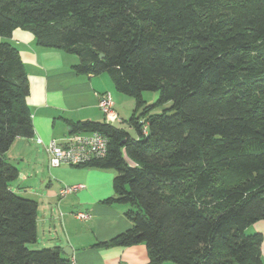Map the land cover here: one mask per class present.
<instances>
[{"label": "trees", "instance_id": "obj_1", "mask_svg": "<svg viewBox=\"0 0 264 264\" xmlns=\"http://www.w3.org/2000/svg\"><path fill=\"white\" fill-rule=\"evenodd\" d=\"M78 58L77 73H107L136 99L130 122H70L99 132L108 153L74 165L115 171L132 225L100 246L145 244L149 264H264V0H0V264H73L37 240L38 202L15 192L7 158L34 135L28 73L9 38ZM144 91L169 108L150 114ZM172 111V112H170Z\"/></svg>", "mask_w": 264, "mask_h": 264}, {"label": "crops", "instance_id": "obj_2", "mask_svg": "<svg viewBox=\"0 0 264 264\" xmlns=\"http://www.w3.org/2000/svg\"><path fill=\"white\" fill-rule=\"evenodd\" d=\"M9 39L18 47L28 73L30 94L27 103L32 113L34 135L17 138L6 155L18 167L19 178L23 182L37 178L41 171L47 182H42L47 192L41 196V204L44 205L41 217V205L37 200L35 242H38L42 230V245L60 246L62 255L70 258L73 264H149L148 248L143 243L110 247L99 245L132 225L125 216L129 204L105 202L115 195V171L66 163L58 167L49 165L46 145L52 140L63 142L69 134L70 122L105 120L99 100L105 92H110L114 98L110 77L103 73H77L74 65L78 58L75 55L38 45L35 35L28 30L16 28ZM74 184L84 186L60 196L62 188ZM79 212H87L90 216L80 219L76 216ZM249 230L263 234L264 258V220L252 224ZM164 264L177 263L167 261Z\"/></svg>", "mask_w": 264, "mask_h": 264}, {"label": "built area", "instance_id": "obj_3", "mask_svg": "<svg viewBox=\"0 0 264 264\" xmlns=\"http://www.w3.org/2000/svg\"><path fill=\"white\" fill-rule=\"evenodd\" d=\"M99 106L105 115V120L112 122L119 118L115 109V102L110 92L100 95ZM39 142H42L39 139ZM108 138L99 132H77L69 133L63 142L52 140L46 145L49 154V165L58 167L63 163L80 165L88 163L94 159L104 157L108 153ZM83 184H74L65 186L60 190V196L77 191L82 188ZM80 219L89 217L87 212L76 214ZM125 264V263H119Z\"/></svg>", "mask_w": 264, "mask_h": 264}, {"label": "rangeland", "instance_id": "obj_4", "mask_svg": "<svg viewBox=\"0 0 264 264\" xmlns=\"http://www.w3.org/2000/svg\"><path fill=\"white\" fill-rule=\"evenodd\" d=\"M105 76L110 77L107 73H103ZM111 79V78H109ZM111 85L113 86V93H114V102H115V109L120 114V117L113 121L114 125L123 128L126 131L130 133L131 136L136 137L138 136L136 127L130 122L131 117L134 113L139 115L142 112V109H138L137 111L136 106V99L130 96H127L119 91H117L116 86L113 82V80H109ZM143 96L145 100L147 101V104L151 105V108L149 109L150 114L160 113L164 109L169 108L171 106V102L167 103H159L160 98V92L159 91H144ZM172 112V111H170ZM14 163V162H13ZM72 165V164H71ZM114 171V170H113ZM42 182H46V179L43 177L42 171L40 172L39 176L31 178L29 181L23 182L21 178L15 180L12 182L11 187L12 189L17 192L18 194L33 198L35 200H38L40 203V209H39V215L40 217L43 214L44 205L41 204V196L47 192V189L45 185H42ZM47 184V182L45 183ZM25 186V187H24ZM72 193V192H71ZM41 230V229H40ZM44 241V236L40 234V238L38 242H32L29 244L31 248H44V247H50V245H42ZM36 247H33L35 245ZM44 246V247H43Z\"/></svg>", "mask_w": 264, "mask_h": 264}, {"label": "water", "instance_id": "obj_5", "mask_svg": "<svg viewBox=\"0 0 264 264\" xmlns=\"http://www.w3.org/2000/svg\"><path fill=\"white\" fill-rule=\"evenodd\" d=\"M67 254H68V255H71V254H72V252H67Z\"/></svg>", "mask_w": 264, "mask_h": 264}]
</instances>
